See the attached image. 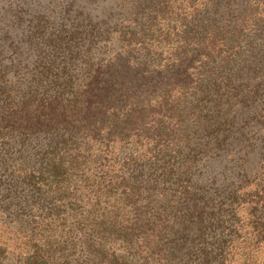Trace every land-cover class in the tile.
<instances>
[{
    "label": "trees",
    "instance_id": "trees-1",
    "mask_svg": "<svg viewBox=\"0 0 264 264\" xmlns=\"http://www.w3.org/2000/svg\"><path fill=\"white\" fill-rule=\"evenodd\" d=\"M0 264H264V0H0Z\"/></svg>",
    "mask_w": 264,
    "mask_h": 264
},
{
    "label": "rangeland",
    "instance_id": "rangeland-1",
    "mask_svg": "<svg viewBox=\"0 0 264 264\" xmlns=\"http://www.w3.org/2000/svg\"><path fill=\"white\" fill-rule=\"evenodd\" d=\"M0 246L8 249V253L13 258L21 249V244L17 241L15 234L6 228H0Z\"/></svg>",
    "mask_w": 264,
    "mask_h": 264
}]
</instances>
